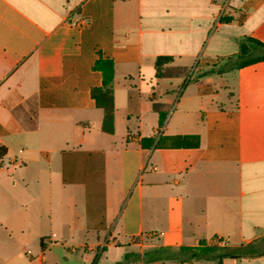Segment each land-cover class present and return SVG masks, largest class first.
Returning <instances> with one entry per match:
<instances>
[{
    "label": "crops",
    "instance_id": "obj_1",
    "mask_svg": "<svg viewBox=\"0 0 264 264\" xmlns=\"http://www.w3.org/2000/svg\"><path fill=\"white\" fill-rule=\"evenodd\" d=\"M257 43L264 0H0V264H264Z\"/></svg>",
    "mask_w": 264,
    "mask_h": 264
},
{
    "label": "trees",
    "instance_id": "obj_2",
    "mask_svg": "<svg viewBox=\"0 0 264 264\" xmlns=\"http://www.w3.org/2000/svg\"><path fill=\"white\" fill-rule=\"evenodd\" d=\"M259 46L264 44L257 43ZM171 61L170 57H158L155 60V76L161 78L165 76L164 66ZM92 70L97 71L101 75V84L98 87L90 89V97L95 103L96 108L102 111V123L101 130L106 134H112L114 130V101L112 82L114 78V64L112 60L102 58L99 56L92 65ZM180 74V72H177ZM155 109V107H154ZM164 120L163 115L159 114V124L161 125ZM179 139H185L187 136L178 137ZM6 151L4 147L0 146V160L4 157ZM218 250L217 247L206 246L203 242L200 243L197 248H179L178 252L181 254H188L190 259H198L201 255ZM165 251V250H163ZM238 254L241 256H255L260 254L254 244L241 247L238 250ZM167 252H171L167 250ZM124 264V263H121Z\"/></svg>",
    "mask_w": 264,
    "mask_h": 264
},
{
    "label": "built area",
    "instance_id": "obj_3",
    "mask_svg": "<svg viewBox=\"0 0 264 264\" xmlns=\"http://www.w3.org/2000/svg\"><path fill=\"white\" fill-rule=\"evenodd\" d=\"M222 244H223V242L217 237L212 238L209 241V243H207V245H210V246H212V245H222Z\"/></svg>",
    "mask_w": 264,
    "mask_h": 264
}]
</instances>
